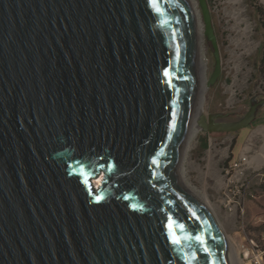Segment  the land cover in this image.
Instances as JSON below:
<instances>
[{"label":"water","instance_id":"water-1","mask_svg":"<svg viewBox=\"0 0 264 264\" xmlns=\"http://www.w3.org/2000/svg\"><path fill=\"white\" fill-rule=\"evenodd\" d=\"M199 2L212 88L221 50ZM160 7L0 0V264H230L216 217L177 181L196 103L194 11ZM260 106L198 127L239 132Z\"/></svg>","mask_w":264,"mask_h":264},{"label":"rangeland","instance_id":"rangeland-1","mask_svg":"<svg viewBox=\"0 0 264 264\" xmlns=\"http://www.w3.org/2000/svg\"><path fill=\"white\" fill-rule=\"evenodd\" d=\"M188 1L194 11L196 29L199 32L197 41L199 45L198 55H201L206 63V80L208 83L213 73L215 62L209 49L210 43L205 36V21L199 0ZM207 2L212 14L215 32L221 50L222 65V62L226 58V37L224 23L221 20L224 6L223 0H207ZM249 3L252 7V14L256 17L259 24V39L262 42V47L259 52L249 59L251 71L249 74V84L245 88L240 87L237 89L236 98L238 102L236 107L228 109L226 102L230 96V92L226 91L223 87L225 71L222 69L221 77L216 86L212 88L207 87L208 90L204 97V104H202V112L196 120L197 124L201 118H211L215 114L228 115L229 118L226 122L240 120L242 116L251 110L253 101L264 99V65L262 63L264 56V0H249ZM214 6H217L215 12L212 11L214 10ZM193 120H195L194 114L191 125L193 124ZM263 125L264 109L259 112L256 120L248 128L242 129L239 132L206 133L198 131V128H196L198 133L191 143H189L188 132L178 167L177 173L183 176V180L189 188L202 199L204 204L206 202L205 200L210 204L212 214L216 217L224 233L230 264H237L234 261L237 255L239 256L241 253L239 244L241 240H245V234L239 235L238 229L228 225L224 212L216 203V196L219 191V170L229 165L232 157L238 155L242 146L254 132H263V129H261ZM203 138H206L208 142V148L206 150H201L200 148ZM261 195V198L252 206V210H248L245 227L246 236L256 237L258 239L264 228V194ZM242 264L250 263L242 262Z\"/></svg>","mask_w":264,"mask_h":264},{"label":"built area","instance_id":"built-area-1","mask_svg":"<svg viewBox=\"0 0 264 264\" xmlns=\"http://www.w3.org/2000/svg\"><path fill=\"white\" fill-rule=\"evenodd\" d=\"M223 5L221 20L226 37L223 87L230 92L226 107L233 109L238 102L237 89L249 84V59L259 52L262 42L249 0H223ZM216 10L217 6H214L212 11ZM261 129L263 132H254L229 165L219 170L216 196V203L224 212L228 225L238 229L240 235L245 234V240L239 244L240 260L250 264H264V229L259 239L245 233L249 206L264 194V125Z\"/></svg>","mask_w":264,"mask_h":264},{"label":"bare ground","instance_id":"bare-ground-1","mask_svg":"<svg viewBox=\"0 0 264 264\" xmlns=\"http://www.w3.org/2000/svg\"><path fill=\"white\" fill-rule=\"evenodd\" d=\"M198 35H199V32L197 30V34H196L197 37H196V41H195V52H196V57H197L196 103H195V109H194L195 120H193V124L191 125V127L188 131L189 132V143H191L196 138L198 131H200L196 120L202 112V107H203L202 104H204V97H205L207 90H208L207 89V80H206V63L204 61V58L201 55H198L199 54V52H198L199 45L197 44V41L199 38ZM196 128H198V131L196 130ZM187 137H188V135H187ZM187 137H186V140H187ZM185 143H186V141H185ZM177 181L183 187V189L188 193V195L193 197L203 207H205L207 209L209 208L208 210H210V212L212 213V209H211V206L208 203V201L205 200L206 202L204 204L202 199L198 195H196L192 189L189 188V186L183 180L182 175L178 176ZM96 184H100V181H98V183H96ZM233 243H234V241H233ZM239 256L237 255L234 262H236L237 264H242V261L240 260Z\"/></svg>","mask_w":264,"mask_h":264},{"label":"flooded vegetation","instance_id":"flooded-vegetation-1","mask_svg":"<svg viewBox=\"0 0 264 264\" xmlns=\"http://www.w3.org/2000/svg\"><path fill=\"white\" fill-rule=\"evenodd\" d=\"M264 100V99H263ZM263 100H256V102H257V104H262V101ZM264 109V106H260L259 107V110H258V113H257V116H258V114H259V112H261L262 110ZM249 113V112H248ZM247 113V114H248ZM247 114H245L244 116H242V118L243 117H245ZM229 118V116L228 115H226V114H215V115H213V120H212V122H213V124L214 125H220V124H224V123H229V122H226V120ZM241 118V119H242ZM205 120H206V122L207 123H210V119L209 118H206L205 117ZM256 120V119H255ZM254 120V121H255ZM238 121V120H237ZM232 122H234V121H232ZM218 133H222V132H218Z\"/></svg>","mask_w":264,"mask_h":264},{"label":"snow or ice","instance_id":"snow-or-ice-1","mask_svg":"<svg viewBox=\"0 0 264 264\" xmlns=\"http://www.w3.org/2000/svg\"><path fill=\"white\" fill-rule=\"evenodd\" d=\"M151 3H152V6L154 7V9L156 10V12L162 14V9H161V7H160V0H151ZM165 23H167V21H165ZM164 75H165V76H169V73H168L167 71H165ZM168 82H169V83L171 82V78H170V77H169V81H168ZM153 163H156V161L154 160ZM179 227L182 229V228H183V225H180ZM196 239H197L201 244H204V243H205L204 239L201 238V237H197ZM172 242H173L174 244H179V243H180V240H179V238L175 237V235H173V240H172ZM205 250H207V249H205Z\"/></svg>","mask_w":264,"mask_h":264},{"label":"trees","instance_id":"trees-1","mask_svg":"<svg viewBox=\"0 0 264 264\" xmlns=\"http://www.w3.org/2000/svg\"><path fill=\"white\" fill-rule=\"evenodd\" d=\"M209 49L211 51V54H212V58H213V49H212V45L209 44ZM214 59V58H213ZM262 63L264 65V56H263V59H262ZM263 73H264V66H263ZM200 148L201 150H206L208 148V142H207V139L206 138H203L202 141H201V144H200Z\"/></svg>","mask_w":264,"mask_h":264},{"label":"crops","instance_id":"crops-1","mask_svg":"<svg viewBox=\"0 0 264 264\" xmlns=\"http://www.w3.org/2000/svg\"><path fill=\"white\" fill-rule=\"evenodd\" d=\"M240 152V151H239ZM254 205V203H252V204H250V206H249V209L248 210H252V206ZM264 229V228H263ZM240 235V234H239Z\"/></svg>","mask_w":264,"mask_h":264}]
</instances>
